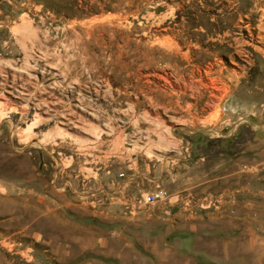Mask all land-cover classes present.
I'll use <instances>...</instances> for the list:
<instances>
[{"label": "rangeland", "instance_id": "rangeland-1", "mask_svg": "<svg viewBox=\"0 0 264 264\" xmlns=\"http://www.w3.org/2000/svg\"><path fill=\"white\" fill-rule=\"evenodd\" d=\"M0 264H264V0H0Z\"/></svg>", "mask_w": 264, "mask_h": 264}, {"label": "bare ground", "instance_id": "bare-ground-1", "mask_svg": "<svg viewBox=\"0 0 264 264\" xmlns=\"http://www.w3.org/2000/svg\"><path fill=\"white\" fill-rule=\"evenodd\" d=\"M208 72L209 68H207L206 72H204L206 77V74H208ZM157 77L161 79L164 85L169 86L174 90L173 94L177 95V100L181 99L180 97H183L185 94H188L190 98L195 100V105L193 107H198V104L203 98L204 92H207V102L205 105H203L202 111L212 112V114L214 113V117L212 118V120L205 121L204 124L211 125L213 121L217 122L222 116L223 109L221 107V104L227 99V89L224 88L223 83L219 79L209 80L206 77H199L198 80H193L192 78L191 80L182 79V81L177 82L174 81L171 75L166 71H162L160 74L157 73ZM201 89L203 91H201ZM177 100L175 103H177ZM243 110H245V108H243ZM73 115L78 119H81L82 116V114H79L76 111H73ZM155 117H157L158 122H160L162 126H165L166 121L160 118L159 110H155ZM192 123L193 122L191 121L186 122V125H191Z\"/></svg>", "mask_w": 264, "mask_h": 264}, {"label": "built area", "instance_id": "built-area-1", "mask_svg": "<svg viewBox=\"0 0 264 264\" xmlns=\"http://www.w3.org/2000/svg\"><path fill=\"white\" fill-rule=\"evenodd\" d=\"M174 199L167 191L162 189L154 190L143 197V202L147 206L163 205L165 207L171 205Z\"/></svg>", "mask_w": 264, "mask_h": 264}]
</instances>
